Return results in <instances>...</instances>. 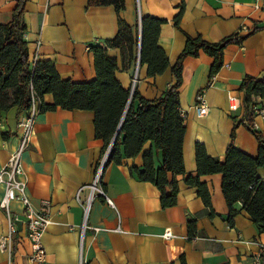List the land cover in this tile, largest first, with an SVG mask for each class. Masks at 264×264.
<instances>
[{
    "label": "crops",
    "instance_id": "1",
    "mask_svg": "<svg viewBox=\"0 0 264 264\" xmlns=\"http://www.w3.org/2000/svg\"><path fill=\"white\" fill-rule=\"evenodd\" d=\"M16 4L17 0H0V24L11 21ZM178 14L180 29L174 25ZM146 15L166 20L160 28L158 45L165 51L168 68L149 77L147 66L136 60L128 71L119 69L116 73L124 86L136 87L146 99L159 97L174 84L171 66L184 46L183 32L200 34L209 42H219L235 33L246 36L241 43L226 46L223 65L209 84L211 57L201 53L183 61L178 88L185 124L183 164L187 173L195 175L196 142L204 145L209 156L222 161L233 117L240 119L245 112L240 83L246 75L260 78L264 74V28L252 32L254 27L264 26V0L256 4L251 0H125L120 11L137 37L140 19ZM23 22L30 62L49 60L62 79L73 82L95 78L89 47L117 33L113 6L87 7V0H27ZM109 54L119 60L118 50H109ZM201 91L209 106L204 116H198L193 106ZM231 97L236 99L234 107ZM43 100L51 103L52 96L47 94ZM253 103L264 109V98L254 97ZM26 113L18 107L0 111V169L18 145V120ZM93 121L92 111L58 108L39 113L30 146L22 154L26 195L31 205L39 209L42 202H50V222L41 236L46 251L44 264H181L179 252H183L185 264H255L264 246V232L258 230L240 203L235 205L239 212L232 225L227 223L220 174L200 177L209 189L216 213L210 216L196 188L186 185L182 175L176 176V205L163 209L157 188L129 172L130 165H142L141 155L125 159L120 165L106 164L101 186L113 206L95 193L85 214L82 203L89 194L87 186L103 156V142L95 137ZM253 122L264 136V117L255 115ZM234 146L254 156L258 144L253 134L239 125ZM149 147L147 143L145 148ZM257 174L264 180V166L258 168ZM81 187L78 202L75 196ZM2 195L0 185V199ZM10 209L20 214L22 205L13 201ZM189 218L196 220L197 235L192 240L187 239ZM167 227L173 233L169 240L162 237ZM6 232V217L0 209V234ZM30 253L26 229L19 223L13 251L9 254L0 249V264H32Z\"/></svg>",
    "mask_w": 264,
    "mask_h": 264
},
{
    "label": "trees",
    "instance_id": "2",
    "mask_svg": "<svg viewBox=\"0 0 264 264\" xmlns=\"http://www.w3.org/2000/svg\"><path fill=\"white\" fill-rule=\"evenodd\" d=\"M26 1L17 0L11 21L0 24V111L12 107L27 110L32 101L37 102L39 113L58 108L92 111L95 137L103 142L102 153L110 147L105 165H120L125 159L141 155L142 165H130L129 172L137 180L151 183L157 188L163 209L176 205V176L182 175L186 185L196 188L197 196L209 209L208 214L216 215L211 206L209 189L205 182L200 181V177L220 174V189L228 209L227 223L232 225L234 216L239 212L235 205L240 203L258 230L264 232V180L257 174L258 168L264 166V136L253 126L256 108L253 98H264V74L260 78L246 75L240 83L245 112L240 119L233 117L234 124L224 159L221 161L209 156L204 145L196 142V174L187 173L183 164L185 124L178 93L183 61L187 57H198L201 53L211 57L209 84L223 65L226 46L239 44L246 36L235 33L219 42H209L200 34L191 36L183 32L184 46L171 66L174 84L159 97L146 99L136 87L124 86L116 73L119 69L128 71L136 60L139 65L147 66L149 77L160 75L168 68L165 51L158 45L160 28L166 20L149 15L141 17L139 40L133 28L120 16L125 0H87V7L113 6L117 14V33L102 44L89 47L93 55L95 78L73 82L62 79L49 60L30 62L24 39L26 27L23 12ZM174 25L180 29L179 14L174 18ZM260 28L264 26L254 27L252 32ZM109 50H118L119 60L110 55ZM47 94L52 96L51 103L43 100ZM239 125H244L255 137L258 144L256 155H249L234 146L235 130ZM147 143L150 144L149 148H145ZM186 226L187 239H194L197 235L195 218H189ZM178 258L181 264H185L183 252L178 253ZM259 258L264 264V255Z\"/></svg>",
    "mask_w": 264,
    "mask_h": 264
},
{
    "label": "built area",
    "instance_id": "3",
    "mask_svg": "<svg viewBox=\"0 0 264 264\" xmlns=\"http://www.w3.org/2000/svg\"><path fill=\"white\" fill-rule=\"evenodd\" d=\"M254 4L258 0H251ZM133 79V86L135 84ZM232 107L236 102L235 98H230ZM194 109L198 116H204L209 111V106L205 100L203 92H198L196 95ZM255 115L264 117V109L254 108ZM39 114L38 104L32 101L31 106L27 109L26 115L18 120V127L21 129V135L18 145L14 152L10 155L7 163L0 169V185L3 186V195L0 199V209L3 210L7 221L6 234H0V249L12 253L14 248V236L18 231V224L21 223L26 229V236L30 242L31 253L29 260L32 264H44L46 251L41 242V236L50 222V202H42L39 209H35L26 195V180L21 165L22 154L29 148L31 138L34 134V123ZM255 127V123L253 122ZM108 150L105 151L103 156L97 162L91 183L87 186L89 194L87 199L82 203L85 214L90 206V202L95 193L102 195L108 205L113 206L112 201L105 195L101 186L102 172L107 160ZM82 187L76 192L75 199L79 200V192ZM13 201H19L22 205V212L15 213L10 209ZM85 228V227H83ZM82 228V229H83ZM98 230V229H94ZM118 230V229H117ZM162 237L169 240L173 237L171 227L165 228ZM260 255H264V246L260 248L259 254L255 259V264H261Z\"/></svg>",
    "mask_w": 264,
    "mask_h": 264
},
{
    "label": "water",
    "instance_id": "4",
    "mask_svg": "<svg viewBox=\"0 0 264 264\" xmlns=\"http://www.w3.org/2000/svg\"><path fill=\"white\" fill-rule=\"evenodd\" d=\"M138 38H139V40H140V33H139V37H138ZM117 133H118V132H117ZM117 133H116L115 136L113 137L111 144L113 143V141H114V139H115ZM107 150H108V153H109L110 147H109ZM107 157H108V155H107ZM104 167H105V165H104Z\"/></svg>",
    "mask_w": 264,
    "mask_h": 264
}]
</instances>
